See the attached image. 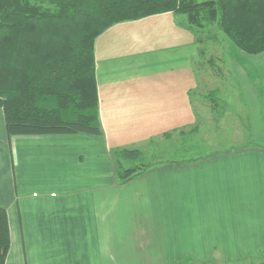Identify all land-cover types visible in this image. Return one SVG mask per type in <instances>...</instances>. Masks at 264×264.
<instances>
[{"label": "crops", "instance_id": "1", "mask_svg": "<svg viewBox=\"0 0 264 264\" xmlns=\"http://www.w3.org/2000/svg\"><path fill=\"white\" fill-rule=\"evenodd\" d=\"M174 16L122 22L96 39L104 135L8 137L0 108L5 264L264 263V52L223 47ZM212 92L228 94L234 112L218 98L216 114ZM204 109L232 143L119 179L116 150L170 155L202 133Z\"/></svg>", "mask_w": 264, "mask_h": 264}, {"label": "trees", "instance_id": "2", "mask_svg": "<svg viewBox=\"0 0 264 264\" xmlns=\"http://www.w3.org/2000/svg\"><path fill=\"white\" fill-rule=\"evenodd\" d=\"M166 12L185 15L201 37L222 31L240 51L264 52V0H0V108L8 137L104 135L96 39L118 23ZM144 159L138 149L116 150L119 179L142 175ZM124 161L139 163L126 168ZM10 243L8 212L0 206V264Z\"/></svg>", "mask_w": 264, "mask_h": 264}, {"label": "rangeland", "instance_id": "3", "mask_svg": "<svg viewBox=\"0 0 264 264\" xmlns=\"http://www.w3.org/2000/svg\"><path fill=\"white\" fill-rule=\"evenodd\" d=\"M184 17H185V15H182V14L178 15V16H174V23L176 22L175 24H177V25H183L184 23L182 21V18H184ZM216 28L214 27V29L217 31L218 29H216ZM202 36H203V34H202ZM216 36H220V37L224 38V39H219L220 41H218V42H221L223 47H226L227 45L231 46L232 42L222 31L218 32ZM224 42L227 45H225V44L223 45ZM221 49H223V48L221 47ZM226 57L229 59L230 55H227ZM227 62H230V61H227ZM206 82H208L209 85H213V87L215 86L214 84H217L216 81H214V83H213V80H209ZM212 94H213V92H212ZM227 96H228V94H227ZM227 96L223 95L222 98L218 97V94H215V96H213L212 101L217 103V104H215V106L218 107L217 109L214 108V110H213L214 112H216V114L218 113V115H219L222 111L219 107L220 104H219L218 98L220 100H225V102H228V104H230L228 106V111L234 112L233 109L231 110V108L234 107L235 103H234L232 98L230 99V96L229 97H227ZM201 117H202V123H201L200 129H201L202 133L200 135L192 136L191 140L194 143H191L188 141H184L181 143V141H178V142H176L177 148L174 149V153L169 155V154H167V150H164L163 152H160V154L155 156L156 158L155 157L152 158V156L150 154H147L145 156V159H144L145 162L144 163L152 164L158 159L162 160V158H164V159H183V157H187V159H189L190 157H200V156L207 155L208 153L217 151L219 148L226 147L230 143H232V142H227L226 140H224L222 138L221 139L219 138L220 137L219 129L216 126L215 122H212V123L210 122L209 118L206 116V110L205 109L203 110ZM224 125L226 126L225 123H224ZM230 126H232V125H230ZM202 134H204V136ZM238 143L243 144L244 142H238ZM184 150H190L191 154H184ZM175 153H177V154H175ZM125 163H126V161H124L125 167L129 168V167H133L135 164L137 165L139 162H136L134 165H132L133 163H130V164H128V163L125 164ZM249 263L250 262H247V263L245 262L244 264H249ZM188 264H199V263L198 262H189ZM210 264H220V263L218 261H213ZM222 264H228V263L224 262ZM238 264H242V263H238Z\"/></svg>", "mask_w": 264, "mask_h": 264}]
</instances>
